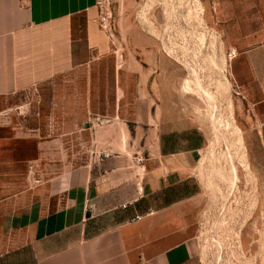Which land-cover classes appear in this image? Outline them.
<instances>
[{"label":"crops","instance_id":"1","mask_svg":"<svg viewBox=\"0 0 264 264\" xmlns=\"http://www.w3.org/2000/svg\"><path fill=\"white\" fill-rule=\"evenodd\" d=\"M99 16L98 0H0V264H197V150L148 132L146 163L127 161L138 118L90 65L110 48Z\"/></svg>","mask_w":264,"mask_h":264},{"label":"rangeland","instance_id":"2","mask_svg":"<svg viewBox=\"0 0 264 264\" xmlns=\"http://www.w3.org/2000/svg\"><path fill=\"white\" fill-rule=\"evenodd\" d=\"M98 7L110 48L90 65L101 72L105 101L115 85L124 118H138L127 161L146 163L137 138L148 132L168 150L196 149L197 264H264V0Z\"/></svg>","mask_w":264,"mask_h":264},{"label":"built area","instance_id":"3","mask_svg":"<svg viewBox=\"0 0 264 264\" xmlns=\"http://www.w3.org/2000/svg\"><path fill=\"white\" fill-rule=\"evenodd\" d=\"M100 27L102 28L101 25H100ZM102 29H103V28H102ZM125 207H126V205L123 206V208H125ZM87 208H88L89 211H92V210L95 208V205H94V204H89V205L87 206Z\"/></svg>","mask_w":264,"mask_h":264}]
</instances>
